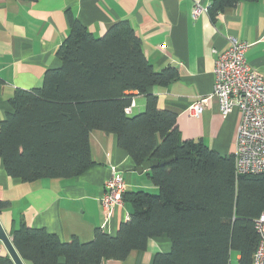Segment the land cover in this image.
I'll list each match as a JSON object with an SVG mask.
<instances>
[{
  "label": "trees",
  "instance_id": "1",
  "mask_svg": "<svg viewBox=\"0 0 264 264\" xmlns=\"http://www.w3.org/2000/svg\"><path fill=\"white\" fill-rule=\"evenodd\" d=\"M33 1V0H26ZM240 0H212V16ZM253 1V0H248ZM264 4V0H263ZM69 32L56 51L60 65L45 72L41 86L17 89L0 121V160L23 182L73 178L88 169L89 134L113 133L135 165L157 160L147 175L156 192L126 191L129 218L114 235L96 229L89 241H62L23 220L12 244L32 264H98L144 250L149 239L166 236L168 252L153 264H251L258 244L255 219L264 211V173L237 174L233 154L222 155L201 139H184L177 113L157 106L149 92L177 77L174 67L155 70L128 20L111 23L95 37L68 14ZM129 91L145 96L134 115L125 107ZM9 206L0 200V210ZM0 264H14L0 255Z\"/></svg>",
  "mask_w": 264,
  "mask_h": 264
},
{
  "label": "crops",
  "instance_id": "2",
  "mask_svg": "<svg viewBox=\"0 0 264 264\" xmlns=\"http://www.w3.org/2000/svg\"><path fill=\"white\" fill-rule=\"evenodd\" d=\"M212 0H0V121L8 100L17 89L41 86L45 72L60 65L58 47L69 32L68 14L80 21L93 36H101L113 22L126 19L141 39L142 50L155 70L176 69L177 77L167 85H154L149 92L157 106L177 113L176 124L184 139H201L222 155L234 152L240 112L223 116L217 100L209 99L193 115L191 104L209 95L214 85L217 53L229 46L228 37L246 42V61L264 77L263 0H240L236 6L208 13ZM195 4L205 8L192 14ZM132 94L130 115L144 109L145 96ZM93 164L77 177L42 178L23 182L7 174L0 160V200L9 206L0 210V223L12 242V233L23 220L26 225L45 228L60 240L74 237L89 241L96 229L114 235L132 211L123 201L105 220L100 202L110 164L123 172L127 191L156 187L147 175L131 171L136 165L117 145L116 136L102 130L89 134ZM0 255L8 256L2 243ZM166 236L149 239L144 250H133L123 260L104 259L98 264H153L157 252H168ZM236 257H238L236 255ZM10 258V257H9ZM23 264H32L22 258Z\"/></svg>",
  "mask_w": 264,
  "mask_h": 264
},
{
  "label": "built area",
  "instance_id": "3",
  "mask_svg": "<svg viewBox=\"0 0 264 264\" xmlns=\"http://www.w3.org/2000/svg\"><path fill=\"white\" fill-rule=\"evenodd\" d=\"M204 10L195 4L192 14L196 16ZM228 41V48L217 53L214 61L212 92L196 99L189 111L193 115L199 114L205 103L212 98L217 100L219 112L223 116L238 109L240 120L233 152L235 172L264 173V77L246 61L245 53L249 45L233 36H229ZM133 106L131 100L125 112L131 113ZM109 167L111 174L99 198L106 221L113 209L123 204V195L127 191L123 172L113 164ZM255 228L258 244L251 264H264V211L255 219ZM1 250L0 247V253Z\"/></svg>",
  "mask_w": 264,
  "mask_h": 264
},
{
  "label": "water",
  "instance_id": "4",
  "mask_svg": "<svg viewBox=\"0 0 264 264\" xmlns=\"http://www.w3.org/2000/svg\"><path fill=\"white\" fill-rule=\"evenodd\" d=\"M171 159H168L166 161H160L152 160V161H144L140 165H136L134 168L131 169V171H136L137 173H142L144 170L150 169L152 166L157 165L158 163H165L169 162ZM0 242L4 246L6 252L9 254L10 259L14 262V264H23L20 254L17 252L15 247L13 246L11 240L9 239L7 233L3 229L1 223H0Z\"/></svg>",
  "mask_w": 264,
  "mask_h": 264
},
{
  "label": "rangeland",
  "instance_id": "5",
  "mask_svg": "<svg viewBox=\"0 0 264 264\" xmlns=\"http://www.w3.org/2000/svg\"><path fill=\"white\" fill-rule=\"evenodd\" d=\"M146 191H148V192H152V191H149V190H146ZM153 192H155V191H153ZM231 264H238V262H237V257H236L235 254H232V257H231Z\"/></svg>",
  "mask_w": 264,
  "mask_h": 264
}]
</instances>
